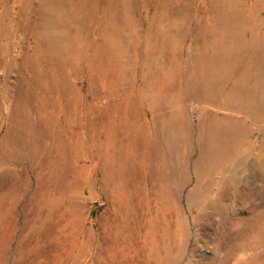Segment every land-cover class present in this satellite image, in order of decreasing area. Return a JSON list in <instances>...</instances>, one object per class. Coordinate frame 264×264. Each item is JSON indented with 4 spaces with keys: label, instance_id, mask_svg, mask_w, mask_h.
I'll return each instance as SVG.
<instances>
[{
    "label": "rangeland",
    "instance_id": "obj_1",
    "mask_svg": "<svg viewBox=\"0 0 264 264\" xmlns=\"http://www.w3.org/2000/svg\"><path fill=\"white\" fill-rule=\"evenodd\" d=\"M213 1L67 0L57 40L46 0H0V43L15 31L0 67V264H264V164L206 178L196 139L153 145L150 124L200 61L175 24L218 22ZM256 4L248 22L264 15ZM184 109L196 137L205 115L248 119Z\"/></svg>",
    "mask_w": 264,
    "mask_h": 264
},
{
    "label": "bare ground",
    "instance_id": "obj_2",
    "mask_svg": "<svg viewBox=\"0 0 264 264\" xmlns=\"http://www.w3.org/2000/svg\"><path fill=\"white\" fill-rule=\"evenodd\" d=\"M258 1L261 2L260 5ZM46 2L57 13L58 18L56 22H49L50 19L43 22L42 29L44 32L49 29L57 30L58 38L55 39L59 40L71 25L69 20L64 19L67 15L63 9L67 0ZM256 2L258 6L264 7V0H246L244 9L253 10ZM212 3L218 6V22L175 24L177 32L189 39L193 48L199 52L197 54L200 61L194 68L195 73L186 77L178 95L176 97L170 95L167 99L165 97V106L170 110L162 117V127L159 128L160 126L156 124L155 116L150 128L153 129V133L158 134V138L153 141L156 149L161 152L182 148L189 150L195 147L197 141V146L203 153L200 162L205 165V170L203 168L201 174L207 178L220 170L223 173L230 170L234 175L229 180L238 182L248 178L250 173L256 170L257 165L264 164V138L260 145L256 144L257 140L254 138L255 131L264 123V15H259L260 22H248L244 9L241 11L240 7L236 8L238 0H214ZM42 16L44 18V15ZM13 33L15 31H7L6 37L0 43V67L9 63L4 58V53L9 50L10 35L13 36ZM112 35L115 37L112 42L114 49L123 54L125 46L120 40L118 28L112 31ZM40 49L42 50L43 46ZM7 92L5 87L0 86V105L8 98ZM191 100L239 112L248 119L242 121L230 116L205 115L199 124L200 133L196 137L184 109ZM179 105L185 112L182 115L178 114L181 108ZM255 149H259V153H254ZM201 163H198V168ZM246 166L252 168L250 173L239 174L241 168ZM258 179L264 181V173Z\"/></svg>",
    "mask_w": 264,
    "mask_h": 264
}]
</instances>
